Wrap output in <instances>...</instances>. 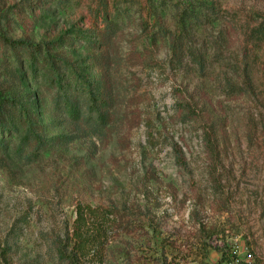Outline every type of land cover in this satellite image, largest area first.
Instances as JSON below:
<instances>
[{
	"label": "rangeland",
	"instance_id": "rangeland-1",
	"mask_svg": "<svg viewBox=\"0 0 264 264\" xmlns=\"http://www.w3.org/2000/svg\"><path fill=\"white\" fill-rule=\"evenodd\" d=\"M262 21L264 0H0V264H264ZM4 38L68 68L47 87ZM73 88L110 91L107 126L55 105ZM80 204L118 221L77 260Z\"/></svg>",
	"mask_w": 264,
	"mask_h": 264
},
{
	"label": "trees",
	"instance_id": "trees-1",
	"mask_svg": "<svg viewBox=\"0 0 264 264\" xmlns=\"http://www.w3.org/2000/svg\"><path fill=\"white\" fill-rule=\"evenodd\" d=\"M104 30L99 31V38L104 39L112 37L116 34L117 25L108 18L104 20ZM251 37L257 41L264 40V21L259 23L251 31ZM4 44L10 50L18 54L24 52L29 58L27 60L30 70L34 73L43 71L45 73V84L47 87H53L56 82V74L67 69L68 63L61 55L52 53L59 45L57 41L47 44H35L30 40H10L4 38ZM58 75V74H57ZM87 93L86 104L83 103L81 97ZM55 105L64 110L65 114L74 122L84 123L86 125H93L94 128L99 129L107 126L110 122L112 102L110 91H104L100 98L90 89L73 88L69 94L60 95L55 101ZM14 101H4L0 98V133L8 128L10 116L8 110H15ZM26 129H29L26 126ZM39 139V136H36ZM28 142L32 139V133L27 130L23 138ZM179 166L184 165L180 162L178 151L174 150ZM116 212L108 209H99L91 205L80 204L77 206L76 219L73 223V231L71 237L72 250L77 253L76 259L80 260L90 255L93 250H99V247L104 244L103 238H106L108 231L118 221ZM60 259L65 260L67 264H73L75 259L70 258L69 255L64 254L63 250L59 248ZM99 255V254H97Z\"/></svg>",
	"mask_w": 264,
	"mask_h": 264
}]
</instances>
